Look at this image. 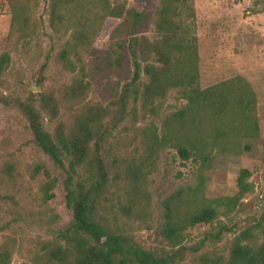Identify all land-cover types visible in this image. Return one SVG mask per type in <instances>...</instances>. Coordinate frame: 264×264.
Returning <instances> with one entry per match:
<instances>
[{
  "label": "rangeland",
  "instance_id": "1",
  "mask_svg": "<svg viewBox=\"0 0 264 264\" xmlns=\"http://www.w3.org/2000/svg\"><path fill=\"white\" fill-rule=\"evenodd\" d=\"M11 1L27 8L30 21L23 31L11 30ZM156 3L110 0L112 6L149 12ZM193 4L197 60L194 67L187 60L179 67L180 74L194 72L193 67L200 89L237 76L245 80L255 96L257 133L244 136L233 125L234 132L229 130L228 137L212 143L211 124L203 118L209 115L187 104L184 85L167 88L163 96L150 100L145 107L130 103L124 116L111 108L103 121L105 136L99 143L110 177L118 170L135 171L138 188L149 203L150 228L124 220L119 223L144 250L157 256L165 252L172 255L171 264L227 260L231 242L244 230L253 234L249 239L252 246H259L264 239V0H194ZM120 21L107 18L98 25L96 48L108 46L109 35ZM60 35L50 27L47 0H0V55H9L8 67L0 75V248L10 249L9 264H31L41 244L72 221L65 200V169L55 166L35 145L19 106L30 97L37 106L38 93L61 98L71 82L74 73L64 70L56 58L63 44ZM140 36L149 41L156 38L151 27ZM78 58L85 67L84 82L89 84L84 102L107 107L116 83L124 76L106 77L94 68L84 49L78 50ZM154 59L151 55L149 62ZM67 105L61 104L60 119H70ZM42 118L43 128L52 134L56 121L44 114ZM152 134L156 142H152ZM174 138L189 142L193 151L188 160L178 155ZM201 153L207 156L205 160L200 159ZM242 176L247 185L243 193L238 186ZM200 182L205 198L229 197L232 203L219 207L211 224L187 229L183 243L171 248L159 233L161 201L180 188ZM47 187L50 198L44 193Z\"/></svg>",
  "mask_w": 264,
  "mask_h": 264
},
{
  "label": "trees",
  "instance_id": "2",
  "mask_svg": "<svg viewBox=\"0 0 264 264\" xmlns=\"http://www.w3.org/2000/svg\"><path fill=\"white\" fill-rule=\"evenodd\" d=\"M47 1L50 27L63 39L56 58L64 70L74 75L61 98L53 93H38L37 106L33 97L19 106L35 145L55 166L65 169V200L72 221L52 240L41 244L31 264H171L172 255L165 252L157 256L144 250L119 223L124 220L150 228L149 203L138 188L135 171L118 170L110 177L99 152V143L106 133L103 121L111 108L124 116L130 103L145 107L150 100L163 96L167 88L185 85L187 104L209 115L203 118L209 119L215 144L222 136L228 137L229 130L234 132V128L241 129L244 136L257 133L255 96L239 76L204 89L198 87L197 72L193 69L197 60L194 0H156L153 12L112 6L110 0ZM9 4L11 30L23 31L30 21L27 8L16 1ZM107 18L121 21L110 33L108 46L96 48L98 25ZM149 27L156 37L153 41L140 36ZM178 39L183 41L179 43ZM79 49L88 52L94 68L103 71L106 77L124 76L116 83L107 107L84 102L89 84L84 82L85 67L78 58ZM151 55L155 59L149 62ZM187 60L194 72L182 75L179 67ZM8 63L9 55L1 54L0 75ZM174 65L178 69L174 70ZM62 103L68 104L70 119L59 118ZM42 114L56 121L52 134L43 128ZM151 137L152 142L157 141L155 134ZM174 142L180 158L188 160L193 151L189 142L182 143L178 138ZM206 157L201 153L200 159ZM238 186L239 192L246 190L243 176L238 179ZM48 189L44 191L46 198L51 197ZM231 203L229 197L205 198L202 182L180 188L161 201L160 236L171 248L179 247L187 229L211 224L217 219V209L227 208ZM252 235L249 230L240 232L231 242L227 260L216 258L207 262L264 264V239L255 247L249 243ZM10 260V249L0 248V264H9Z\"/></svg>",
  "mask_w": 264,
  "mask_h": 264
}]
</instances>
